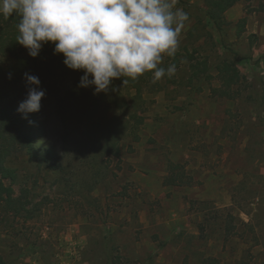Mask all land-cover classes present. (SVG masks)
I'll return each instance as SVG.
<instances>
[{"label":"rangeland","instance_id":"rangeland-1","mask_svg":"<svg viewBox=\"0 0 264 264\" xmlns=\"http://www.w3.org/2000/svg\"><path fill=\"white\" fill-rule=\"evenodd\" d=\"M207 1L178 0L189 20L175 56L162 63L175 64L176 73L142 101L119 79L95 95L93 87H77L83 72L68 69L51 43L31 73L45 96L30 113L29 132L69 174L38 171L24 157L11 161L16 193L25 185L38 211L26 220L0 208L2 264H264V0L237 3L221 30L205 15ZM223 60L239 72L234 99L213 70ZM200 62L208 71L194 77L191 65ZM26 94L24 80L7 99L19 105ZM66 97L76 116L94 105L109 117L143 118L138 141H122L121 161L113 159L90 192L75 181H89L90 169L62 149L57 110ZM76 116L69 125L79 142ZM169 162L183 166L192 185L165 186Z\"/></svg>","mask_w":264,"mask_h":264},{"label":"clouds","instance_id":"clouds-1","mask_svg":"<svg viewBox=\"0 0 264 264\" xmlns=\"http://www.w3.org/2000/svg\"><path fill=\"white\" fill-rule=\"evenodd\" d=\"M178 0H0V16L18 18L16 42L36 58L47 43L62 54L70 70L82 71L77 87L107 92L113 80L123 84L147 72L153 83L176 73L165 69L174 57L189 20ZM26 98L17 111L26 118L38 112L45 91L37 76L24 73Z\"/></svg>","mask_w":264,"mask_h":264},{"label":"trees","instance_id":"trees-1","mask_svg":"<svg viewBox=\"0 0 264 264\" xmlns=\"http://www.w3.org/2000/svg\"><path fill=\"white\" fill-rule=\"evenodd\" d=\"M241 1L208 0L205 15L218 30H221L226 23L225 12ZM17 22L18 18L14 15L9 19L0 16V208L5 216L11 215L27 220L38 211L37 205L32 204L30 190L25 185L20 186L19 192L16 193L14 187L19 181V174L10 166L11 161L24 157L28 162L35 164L38 171L52 172L59 176L66 172L69 174V170L61 158H53L49 152L35 146L34 138L29 132L32 122L31 115L28 114L25 118L17 111L18 104L7 99L12 88L24 81L23 74L33 73L34 67L38 66V61L41 63L52 51L51 43H47L42 47L40 56L30 57L27 50L16 42ZM160 66L165 69L168 67L163 64ZM213 67L226 98H236L239 72L235 63L223 60ZM191 70L192 76L196 77L200 71L207 73L208 67L205 62H200L196 65L192 64ZM119 81L125 89L134 92L135 102L142 101L145 93L160 91L162 88L158 81L153 83L151 72L143 74L135 81L129 80L127 84H123L122 79ZM67 97L60 100L57 110L62 125V149L64 155L73 156L75 154L72 160H78L90 169L92 174L89 181L84 182L80 178L75 180L79 188L90 192L100 174L105 175V169L110 166L111 161L113 159L121 161L122 141L126 137H130L132 141H138L139 127L143 124V118L135 113H129L123 118L116 114L109 117L105 112L99 113L94 105L92 107L83 106L78 113L76 112L78 114L76 116L75 112H69L66 106L69 101ZM71 104L74 105L73 102ZM75 116L79 117L83 123L82 139L79 142L76 140L75 133L70 129V122L75 119ZM68 180H64L63 185L73 189L75 186L71 185ZM192 183V178L185 172L183 166L169 162L168 175L164 179L165 186H189ZM216 262L214 258H207L202 264H215Z\"/></svg>","mask_w":264,"mask_h":264}]
</instances>
